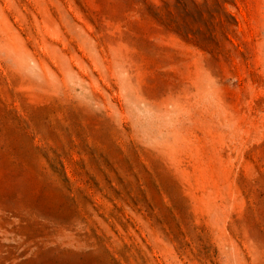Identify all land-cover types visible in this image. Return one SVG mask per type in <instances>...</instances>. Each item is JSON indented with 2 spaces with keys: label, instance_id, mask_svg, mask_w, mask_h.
Masks as SVG:
<instances>
[{
  "label": "rangeland",
  "instance_id": "374dc122",
  "mask_svg": "<svg viewBox=\"0 0 264 264\" xmlns=\"http://www.w3.org/2000/svg\"><path fill=\"white\" fill-rule=\"evenodd\" d=\"M0 264H264V0H0Z\"/></svg>",
  "mask_w": 264,
  "mask_h": 264
}]
</instances>
